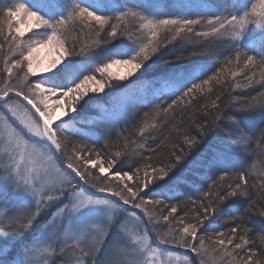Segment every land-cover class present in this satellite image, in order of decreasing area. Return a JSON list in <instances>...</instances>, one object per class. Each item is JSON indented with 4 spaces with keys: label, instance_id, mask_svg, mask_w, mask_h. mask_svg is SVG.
Listing matches in <instances>:
<instances>
[{
    "label": "snow or ice",
    "instance_id": "1",
    "mask_svg": "<svg viewBox=\"0 0 264 264\" xmlns=\"http://www.w3.org/2000/svg\"><path fill=\"white\" fill-rule=\"evenodd\" d=\"M221 124L202 183H162ZM0 145V193L23 208L0 196V264H264V0H0Z\"/></svg>",
    "mask_w": 264,
    "mask_h": 264
},
{
    "label": "trees",
    "instance_id": "2",
    "mask_svg": "<svg viewBox=\"0 0 264 264\" xmlns=\"http://www.w3.org/2000/svg\"><path fill=\"white\" fill-rule=\"evenodd\" d=\"M152 2L158 8H161L163 10H169L171 7V0H152ZM256 2H257V0H256ZM29 35H31V34H29ZM178 47L179 46L174 47L172 45H169V49L171 50L170 55L173 53L177 56L182 55V53L179 50H177ZM184 47L187 48L188 50H193L194 48H200V46L192 45V44H186V45H184ZM216 47L219 50H222V49H220V46H216ZM183 54L186 55V53H183ZM204 59H205L204 57L198 55L195 57H191L190 60L186 59L183 62L184 63L198 64V63H201ZM152 74L153 73L149 72V73H146L145 75L147 77H151ZM125 83H127V82H125ZM146 88L149 89V88H152V86H148ZM258 90H260L259 85H255L253 88L247 89L245 92H239V95H241V96H248L250 94L255 95V93ZM232 94L237 95V93H235V92ZM85 105L86 106H84V108H83L85 116L79 117V120L81 122L77 124V127L79 129H81L83 131V133L88 135L87 130L92 128L94 122L92 123L91 121H89L88 118H86V115L88 113H89V115H91V114L97 112V110H98L97 107H99V106H110L109 105V97L104 95V94H100V96L95 101H90L88 104H85ZM147 110H148L147 108H144L142 106L137 107V109H136V111L140 112L141 114ZM224 127H225L224 124H221L220 128H216L215 126H211L210 130L208 131V133L205 136L202 143L200 145H198V147L193 150L192 155H190L188 157L187 162L184 165H182L180 168H178L175 172L171 173L169 175V177L167 178V180L162 182V183H166L169 185H176L179 192L184 193V194H187V193L192 191L190 184L185 183L184 181L195 182L196 184L202 183V179H201V175H200L203 172V169L201 167L202 162L205 161L207 158L211 157L214 152H216L218 150H223L225 148L226 133L224 131ZM164 134H166V132ZM73 139L81 140L82 137L76 136V137H73ZM111 139L114 140L115 135H113V137H111ZM88 143L91 145L92 142L88 141ZM104 143L105 142L96 141L94 146L97 150H101L103 153V151H105ZM258 167H259V165H258ZM171 202H175V201H171ZM241 210H243V206H241ZM259 220H260L259 217L251 216V223L257 229H259V227H260ZM38 227H37V229H38ZM258 236H259V232L257 231V234L254 237L256 239L257 246L260 245V241H259ZM9 239H11V238L9 237ZM29 239L30 238H26L24 240V243L25 242L27 243L29 241ZM21 244L22 243L20 242V243L16 244L15 246H13L14 250L11 252V254H14L17 251V249H20Z\"/></svg>",
    "mask_w": 264,
    "mask_h": 264
},
{
    "label": "rangeland",
    "instance_id": "3",
    "mask_svg": "<svg viewBox=\"0 0 264 264\" xmlns=\"http://www.w3.org/2000/svg\"><path fill=\"white\" fill-rule=\"evenodd\" d=\"M258 2V0H257ZM31 34V33H29ZM28 34V35H29ZM45 54V51L44 50H41L40 53H38V56H43ZM113 72L117 71L116 68H113L112 69ZM97 78H99V74H97ZM153 89L152 88H149V89H141L137 92V96H143L145 94L147 95H151ZM86 106V105H85ZM106 107H109V106H99L97 107L98 110L97 112L89 115V113L86 115V118H88L89 121H91L93 123V120L94 118H97L101 115L102 113V110L103 108H106ZM85 116V113H84V110H82L80 112V116L79 117H83ZM88 132V135H96V134H99V133H102L103 132V129L100 128L96 123L93 124L92 128H90L89 130H87ZM97 141H100V142H105L104 139H99ZM0 148H2V145H0ZM3 184V181L2 179H0V185ZM0 196H3V202H4V205H6L7 207H12V208H20V210H23V208H21V206L19 205V203L14 199L13 197V194L11 193V191H9L6 195H4L3 193H0ZM0 210H6V209H0ZM55 209H50L49 211H54ZM47 217L41 219L40 221V224H38L25 238H30L29 241H31L33 239V237L36 235V233L40 230V227L43 223H45ZM39 226V227H38ZM38 227V229H37ZM11 238V237H10ZM12 239V238H11ZM10 239V240H11ZM28 241V242H29ZM22 244L24 243V241L21 242ZM26 243V242H25ZM3 242H0V246H2ZM14 250V248L12 247L11 248V251L9 254L5 255L4 257H2V259H4L5 261L7 260H10L12 259L13 257H16L17 256V253L19 252L20 249H17V251L14 253V254H11V252ZM174 254H177V253H174ZM22 259V257H20Z\"/></svg>",
    "mask_w": 264,
    "mask_h": 264
},
{
    "label": "water",
    "instance_id": "4",
    "mask_svg": "<svg viewBox=\"0 0 264 264\" xmlns=\"http://www.w3.org/2000/svg\"><path fill=\"white\" fill-rule=\"evenodd\" d=\"M153 243H157V242L153 241ZM159 247L162 249H165L166 251H170V252L177 253V254L184 252V250L182 249H175V248H171V247L164 246V245H159Z\"/></svg>",
    "mask_w": 264,
    "mask_h": 264
},
{
    "label": "bare ground",
    "instance_id": "5",
    "mask_svg": "<svg viewBox=\"0 0 264 264\" xmlns=\"http://www.w3.org/2000/svg\"><path fill=\"white\" fill-rule=\"evenodd\" d=\"M143 89H146V88H143Z\"/></svg>",
    "mask_w": 264,
    "mask_h": 264
}]
</instances>
